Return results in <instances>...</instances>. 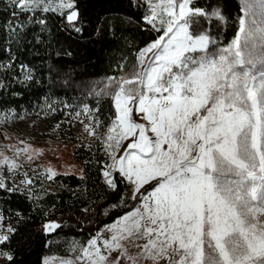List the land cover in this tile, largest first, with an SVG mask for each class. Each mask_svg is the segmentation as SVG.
<instances>
[{"label":"snow or ice","instance_id":"1","mask_svg":"<svg viewBox=\"0 0 264 264\" xmlns=\"http://www.w3.org/2000/svg\"><path fill=\"white\" fill-rule=\"evenodd\" d=\"M189 3L148 0L144 19L154 28L158 22L163 35L141 50L142 71L109 78L102 89L117 113L103 137L111 160L103 175L115 190L112 173L118 172L141 203L106 226L112 235L104 251H118L116 259L96 247L97 234L82 249L89 264H120L121 258L129 264H264V0H240L236 35L213 55L206 51L209 38L189 31L193 18L205 15ZM16 7L61 15L67 9L69 25L78 17L73 0H17ZM134 113L148 122L154 139ZM4 162L9 171L18 167L7 157ZM146 185L151 190L145 194ZM59 227L44 225L46 231ZM8 239L0 235V244ZM0 255L12 260L7 252Z\"/></svg>","mask_w":264,"mask_h":264},{"label":"trees","instance_id":"2","mask_svg":"<svg viewBox=\"0 0 264 264\" xmlns=\"http://www.w3.org/2000/svg\"><path fill=\"white\" fill-rule=\"evenodd\" d=\"M73 2L78 17L69 25L68 10L65 15L42 8L22 10L17 0H0V115L9 110L40 112L63 124L66 112L88 110L98 121L100 135L96 143L74 149L81 174H56L51 180L55 190L44 193L42 206L17 188H0V213L14 229L2 243L12 260L0 264H44L46 256L78 255L101 228L139 201L133 199V185L118 172L112 173L115 190L103 178L111 160L102 139L116 110L102 89L109 78H132L139 72L140 51L163 30L145 21L146 0ZM189 5L205 13L190 24L194 36H210L221 46L233 40L239 0H190ZM217 11L223 19L214 15ZM46 220L60 227L45 232Z\"/></svg>","mask_w":264,"mask_h":264},{"label":"rangeland","instance_id":"3","mask_svg":"<svg viewBox=\"0 0 264 264\" xmlns=\"http://www.w3.org/2000/svg\"><path fill=\"white\" fill-rule=\"evenodd\" d=\"M146 1L148 3V0ZM188 8H190L189 4ZM177 11H179L178 8ZM148 14L149 7L147 15ZM157 27L160 28L158 22ZM207 37L210 41L206 50L208 55H213L217 53L219 49L228 45H218L213 38L210 36ZM148 56H151V53H148L147 56L142 57V59L147 62ZM140 71H142L141 64ZM133 118L137 123L145 124L146 134L153 139L155 138L154 134L150 131V125L147 121L142 120L141 116L135 115V113L133 114ZM62 122L63 124H55L51 116L40 112H16L9 110L0 115V181H2L5 186L17 188L25 192L35 201L36 206L39 207L43 204L44 193L53 192L55 190V186L52 184L51 180L56 174H81L82 163L75 159L73 154L74 149L81 144H94L100 139L98 132L99 124L91 111L66 112ZM93 129L95 130V135H90V131ZM57 133L58 137H53V134ZM138 134L139 130H137V136ZM132 139L133 138L130 137L122 143L120 151L116 153L117 156L124 154L123 150L127 148L128 143L132 142ZM102 144L105 147L103 139ZM163 147L167 148V145ZM4 157H7L9 161H14L18 167L9 171L8 164L4 162ZM48 169H51L55 175H51ZM104 170H106V167ZM50 175L51 178H49ZM103 178L106 182V177L104 175ZM28 180L31 181L30 184L27 183ZM106 184L109 186L107 182ZM145 189L151 190L149 186L146 185L145 188L141 189V192L146 194ZM140 203V200L137 201L134 207L128 212L133 211ZM125 214L120 217H123ZM260 219L264 220V215L260 216ZM49 222L56 221L46 220L42 225V229L45 232H49L44 228V225ZM114 222L108 225H113ZM106 226L97 232L100 236L97 240L96 247L101 249L103 255L109 256V253L104 251L103 242L109 239L112 233L106 230ZM9 227V223L4 222L3 216L0 213V235H8L7 229ZM97 234L94 237H97ZM144 242L143 240L136 241V243L139 244H143ZM122 243L125 244L130 255L135 256L139 251V249L130 242L122 241ZM85 248H89L88 243ZM90 251L94 250L90 249ZM3 252L8 253V251L2 247V244H0V253ZM118 255V251L112 252L109 259L115 260ZM176 259H179V257H176ZM5 260H7V258L0 255V262ZM66 261H71L72 264H89L88 258L83 255V252L78 255L46 256L44 264H64ZM120 264H129V262L121 258ZM141 264H152V262L150 260H144ZM162 264H167V261H163Z\"/></svg>","mask_w":264,"mask_h":264}]
</instances>
